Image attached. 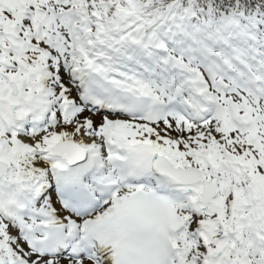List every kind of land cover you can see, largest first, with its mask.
Instances as JSON below:
<instances>
[{
  "label": "snow or ice",
  "instance_id": "1",
  "mask_svg": "<svg viewBox=\"0 0 264 264\" xmlns=\"http://www.w3.org/2000/svg\"><path fill=\"white\" fill-rule=\"evenodd\" d=\"M0 264H264V0H0Z\"/></svg>",
  "mask_w": 264,
  "mask_h": 264
}]
</instances>
